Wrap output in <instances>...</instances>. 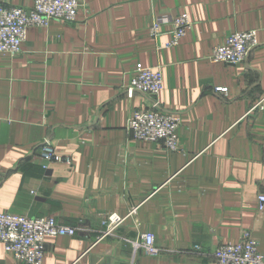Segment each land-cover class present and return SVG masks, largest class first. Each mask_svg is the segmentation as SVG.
Returning a JSON list of instances; mask_svg holds the SVG:
<instances>
[{
	"label": "crops",
	"instance_id": "crops-1",
	"mask_svg": "<svg viewBox=\"0 0 264 264\" xmlns=\"http://www.w3.org/2000/svg\"><path fill=\"white\" fill-rule=\"evenodd\" d=\"M80 3L76 20L30 27L18 54L0 52V212L77 228L46 237L43 264H217L215 247L246 231L264 254V111L248 112L264 93V0ZM183 13L192 25L178 46L166 47L169 27L151 35L157 15ZM247 30L260 44L245 62L210 58ZM158 67L161 106L181 116L177 151L127 130L153 99L125 88L136 69ZM47 137L72 164L44 167ZM109 213L126 219L105 235ZM147 232L158 256L135 247ZM0 264L24 263L0 243Z\"/></svg>",
	"mask_w": 264,
	"mask_h": 264
},
{
	"label": "built area",
	"instance_id": "built-area-1",
	"mask_svg": "<svg viewBox=\"0 0 264 264\" xmlns=\"http://www.w3.org/2000/svg\"><path fill=\"white\" fill-rule=\"evenodd\" d=\"M81 7L80 0H34L31 7L7 6L0 4V52L16 55L22 49L30 27H47L52 19L74 21ZM192 22L188 14L157 15L150 26L154 37L165 33L169 27L170 41L166 47L178 46L191 28ZM260 44L258 31H238L231 34L226 43L216 45L210 58L215 62L237 64L245 62L250 52ZM164 87L161 68L136 69L126 86V95L132 98L140 92L153 99L151 107L135 109L128 119L127 130L134 139L161 143L170 151L179 150V127L181 116L165 110L159 101ZM217 92L227 94L225 87H217ZM264 111V93L249 108V113ZM264 148V144H263ZM39 157L48 168L50 163L72 164V158L64 155L47 137L40 147ZM260 209L264 208V194L259 195ZM136 213V208L131 214ZM126 217L119 213L107 214L104 234L112 233ZM77 228L59 223L54 217H30L10 212H0V243L7 252L24 264H43L46 252V237L73 236ZM103 234V235H104ZM148 256H158L159 248L152 233H142L141 240L135 243ZM201 246L195 249L201 251ZM217 264H264V254L259 243L251 232L246 231L238 243L220 244L214 249Z\"/></svg>",
	"mask_w": 264,
	"mask_h": 264
}]
</instances>
